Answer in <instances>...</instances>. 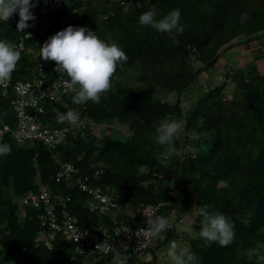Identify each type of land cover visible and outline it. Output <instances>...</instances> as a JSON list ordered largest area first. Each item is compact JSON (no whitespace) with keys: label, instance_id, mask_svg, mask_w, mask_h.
Wrapping results in <instances>:
<instances>
[{"label":"trees","instance_id":"1","mask_svg":"<svg viewBox=\"0 0 264 264\" xmlns=\"http://www.w3.org/2000/svg\"><path fill=\"white\" fill-rule=\"evenodd\" d=\"M55 2L60 6L57 13L42 14L47 21L75 12L66 23L51 27L37 51L67 26H83L101 40L117 43L127 62H118L112 88L100 103L74 104L68 94L44 107L45 123L68 125L56 117L57 110L69 109L78 113L79 121L92 122L68 134L65 143L50 150L37 142L22 146L7 138L2 142L11 153L0 156V264L86 260L61 234L48 249L41 237L51 231L40 226L39 211L20 204L21 198L38 191L37 176L55 196L57 221L73 217L79 228L110 235L116 226L137 229L143 205L162 204L157 215L170 218L164 242L182 243L198 257V264H264V68L257 65L264 60V0H51L48 7ZM172 9L180 10L185 29L176 35L178 43L167 33L139 24L146 11L154 10L160 19ZM18 21H0V40L14 44L31 30L27 22L29 26L18 31ZM253 42L251 60L243 67L230 66L237 61L226 62L218 84L207 80L197 88L202 73L216 68L234 48ZM38 62L45 80L67 76L54 71V61L39 57ZM33 63L24 53L14 78L29 79ZM0 106L6 117L12 114L8 101ZM165 119L183 124L171 146L155 142V129ZM101 126L104 133L99 134ZM57 162L75 166L87 186L108 188L120 202L115 214L90 213L85 206L90 196L74 181L55 183ZM99 165L101 173L95 175ZM203 207L224 214L233 224L230 245L222 247L199 237ZM187 216L194 223L192 234L180 229ZM125 259L124 264L141 263L133 254Z\"/></svg>","mask_w":264,"mask_h":264},{"label":"clouds","instance_id":"2","mask_svg":"<svg viewBox=\"0 0 264 264\" xmlns=\"http://www.w3.org/2000/svg\"><path fill=\"white\" fill-rule=\"evenodd\" d=\"M40 5L41 7H39ZM37 6V11H33V9ZM42 9V3L37 5L35 0H0V21L7 22L8 20L14 21L19 19L16 27L20 32H23V30L29 26L28 23H30L32 27L30 31L21 35L17 40L18 42L14 44H9L6 41L0 40V85H6L8 82L10 85L6 92H3L2 87L0 86V102L3 100L8 101L12 113L8 115V117H10L8 118L4 113L0 112V127H9V132L4 135L3 140L0 143V156L9 155L11 153V147L8 144H2L6 138L17 146L37 142L36 140L24 139L18 135L20 133V125L14 105L16 95L13 93L12 86L16 82L32 81L33 79L39 77L40 73L43 74L41 64L38 62L39 57L46 62L54 61V71L68 76H63L61 78H70L68 81H65V91L71 94L72 102L78 105L85 104L88 101H92L97 104L100 103L102 95L109 92L112 88V77L116 72L118 62H127L125 52L117 43L111 41L110 39L108 41L101 40L96 35L95 31L83 26H67L63 30H60L54 35L48 37L43 46L40 47V52L37 51V45L43 43L51 30H53L51 27L56 23L58 24L63 17H66L68 21L71 16L70 14L75 12L72 11L67 15L62 14L57 21H47V19L42 16V14L45 13ZM34 18L36 20H32ZM244 18H246V14L242 15V21ZM180 19L181 12L179 9L170 10L160 19H157V13L154 10H149L139 16V24L141 26H150L152 29L160 33H167L173 40V43H178L176 35L182 34L185 30L184 26L180 23ZM40 21H44L46 23L54 22V24L50 25L45 30L42 39H38L35 35L36 25ZM24 53L30 55L34 62L30 71L31 76L29 79L17 80L14 78L13 72L16 70L17 63ZM43 76L45 79L44 74ZM1 107L2 106H0V110H3L4 108ZM42 107L45 111L43 104ZM44 111L39 116L37 122V125L41 128L70 127L71 131L68 134H71L78 128L84 129L86 125H92L90 120L79 121L80 118L78 113L72 109H69L66 113H61L57 110L56 117L58 122L63 123L67 121L70 125L56 126L50 124L49 122L45 123L43 121ZM26 113H30V111L26 110ZM6 119H12L13 121L8 122ZM182 131L183 124L181 122L169 119L161 120L155 129V142L161 146H171L174 138L178 137ZM14 134H17L18 137H15ZM169 155H171V152ZM99 167L100 168L96 170L98 175L101 173L102 166L99 165ZM35 183L38 186V191L30 193L31 195L38 196L40 188L39 184L49 188L40 181L39 176H37ZM30 194L21 198L20 204L24 207L35 208L39 211L38 221L41 226L40 215L43 211V207L34 206L28 202L24 203V200H27ZM54 198L55 196H53V200ZM113 198L118 202L119 206L104 216H113L119 209L120 202L114 196ZM161 206L162 204H160V207ZM193 207H195V205ZM199 215L202 216L201 228L198 234L200 238L208 242H216L222 247H226L233 242L234 226L229 222V219L224 214L217 211H209L207 207H203L199 209ZM145 218L147 228L142 230L149 236L159 237L170 227L169 217L146 214ZM41 238L46 240L45 235H42ZM100 246L101 245H97V247ZM143 246L144 245H141V247ZM121 247L126 249L127 245L122 244ZM178 248L179 246L177 242L172 241L170 242L169 247L162 253L163 256L167 257L169 264H198V257L194 253L182 248L178 250ZM139 255L136 256L139 258ZM84 259L86 260H84L83 264H85V261L87 264L98 263L85 257ZM113 264H124L120 259L119 251H117V255L113 259Z\"/></svg>","mask_w":264,"mask_h":264},{"label":"built area","instance_id":"3","mask_svg":"<svg viewBox=\"0 0 264 264\" xmlns=\"http://www.w3.org/2000/svg\"><path fill=\"white\" fill-rule=\"evenodd\" d=\"M32 20H36L35 18ZM67 21L66 17H63L58 24L62 25ZM54 24V22L46 23L40 21L35 28V35L38 39H42L45 30ZM27 36V35H26ZM70 78H61L54 81L46 82L42 73L39 77L28 82H16L12 86L13 93L16 95L15 110L17 113V119L20 125V137L24 139L36 140L47 149H53L56 143H64L65 138L71 131L70 127L63 128H45L37 125L39 116L42 114L43 102H57L63 97L68 95L65 91V81ZM3 92H6L10 87L9 82L6 85H0ZM29 110L30 113H26ZM9 132V127H0V143L3 140L4 135ZM18 137L17 134H14ZM59 169L54 175L55 183L64 182L70 184L71 181L75 182L77 188L81 192H85L90 196L88 203L86 204L87 210L90 213L98 215H107L119 205L118 202L109 193L108 188L104 187H89L86 185V178H82L77 174L76 168L72 164L57 162ZM95 175H98L96 172ZM39 194L29 195L24 203H30L34 206H42L43 211L40 215L41 226L47 227L51 232L45 235V245L48 249L52 246V241L55 235L61 234L66 241H69L75 245V252L84 256L85 258L92 260L93 262L100 263L108 258L110 261L108 264H113V259L117 255V251L120 252V259L123 263L126 261L127 255H139L153 247L158 237L149 236L142 229H146L145 223L146 214L157 215V210L160 204L157 205H144L140 209L142 215V221L137 229H130L125 226H119L114 228L112 234L106 235L105 232L102 236L96 233H92L88 229H82L77 227V222L73 217H66L60 222L54 219L53 209V193L46 186L39 184ZM127 245V248L121 247V245ZM97 245H101L97 247ZM141 245H144L141 247ZM102 264H107L106 262Z\"/></svg>","mask_w":264,"mask_h":264},{"label":"rangeland","instance_id":"4","mask_svg":"<svg viewBox=\"0 0 264 264\" xmlns=\"http://www.w3.org/2000/svg\"><path fill=\"white\" fill-rule=\"evenodd\" d=\"M51 0H35V3L38 5L40 3H42V6H43V9L42 11L44 12H58V8H60V6L57 4L58 2H55L53 3L54 5H50V7H48V2H50ZM47 4V5H46ZM41 7V5L39 6ZM38 9V6L36 8L33 9V11H37ZM41 10V9H40ZM256 43L253 42L251 44H243L241 47H237V48H234L232 51L228 52L226 54V56L219 60V64L218 66L213 67L212 70H210L208 73L204 74L202 73L200 75V79H198L196 81V86L197 88H199L200 86H202V84L207 81V80H210L211 82H215V83H219V80L222 79V66L227 62H231V61H237L236 63H232L230 64L231 67H237L238 66H241L243 67L245 65V62L251 60V57H252V54H251V51L250 49L254 47ZM192 63L194 66H197L198 62L195 60V59H192ZM259 67L261 68H264V60L258 62L257 64ZM46 81H49L46 80ZM196 89V88H195ZM195 89H189V93L195 95L196 93L194 92ZM50 102H44L43 105L44 107L49 105ZM123 133L124 134H128L127 132V128H123ZM104 133V126H101L100 128V131H99V134H102ZM193 221L191 219V217H184L183 218V223L180 225V229L184 232H187L189 234H192L194 232V228H193ZM164 237H165V234L162 233L158 238L157 240L155 241L154 243V246L153 248L145 251L144 253H142L141 255H139V259L141 261V263L144 261V262H147V261H151V264H164V261H167V257L166 256H163L162 253L169 247V242H164ZM157 244H161L159 247H156ZM179 248H182V249H185V246L182 244V243H177ZM156 257L157 258V262L155 263L154 261L152 262L153 258ZM260 257L262 258V256L260 255ZM152 259V260H151ZM158 259H160V262L158 261ZM140 263V262H138ZM140 263V264H141Z\"/></svg>","mask_w":264,"mask_h":264}]
</instances>
